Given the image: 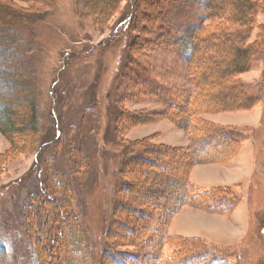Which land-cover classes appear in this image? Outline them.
<instances>
[{"label":"rangeland","instance_id":"1","mask_svg":"<svg viewBox=\"0 0 264 264\" xmlns=\"http://www.w3.org/2000/svg\"><path fill=\"white\" fill-rule=\"evenodd\" d=\"M85 1L56 0L50 15L27 33L34 43L23 54L21 68L35 84L44 111L43 139L38 153L9 152L10 143L0 131V155L9 152L0 170L4 264L34 263L33 250L45 243L47 235L37 229L52 227L48 211L54 200L63 205L66 200L65 228L70 224L84 231L80 242H72L70 253L64 251L66 245L60 248L62 243L52 248L50 257L57 264H97L104 239L113 241L104 238L110 215L111 230L121 240L116 250L128 264H151L153 256L154 260L157 255L171 256L176 250L175 238L170 237L176 235L216 246L230 264H264V0L247 41L255 55L249 71L240 77L249 108L203 115L204 120L228 128L230 141L244 145L242 156L229 164L195 163L190 169L186 164L190 155L187 161L180 149L173 155L155 154L158 158L151 154L149 160L155 164L129 162L128 174L123 167L130 158L122 139L171 150L191 145L187 132L169 119L166 100L169 91L180 94L189 86L186 53L177 42L173 45V37L191 36L208 22L205 0H123L118 12L100 27L88 16ZM14 2L25 8L32 5ZM221 21L215 28L232 29L228 20ZM214 50L211 57L224 55L222 49ZM212 147L203 143L205 151ZM215 164H231V174L242 180L228 185L234 196H227L238 198L232 211L203 210L193 204L191 195L188 204L168 214L160 203L176 186L172 179L190 169V181L208 189L194 182L192 175L196 167ZM206 172L207 178L217 177ZM41 183L54 192L50 196L41 192ZM115 201L124 207H116ZM151 202L159 207L152 208ZM145 210L152 212L150 221L141 217ZM159 216L167 229L155 220L161 222ZM165 234L169 242L159 249Z\"/></svg>","mask_w":264,"mask_h":264},{"label":"trees","instance_id":"2","mask_svg":"<svg viewBox=\"0 0 264 264\" xmlns=\"http://www.w3.org/2000/svg\"><path fill=\"white\" fill-rule=\"evenodd\" d=\"M14 1L16 0H0V131L10 143L11 151L9 150V152L21 153L29 150L38 153L42 146L41 120L44 117V111L38 104L34 91L35 84L27 79L25 70L21 68V60L23 54L34 43V38L27 33H31L30 31L39 22L50 15L52 5L56 0H17L23 3L32 2L31 7L28 8L18 6ZM122 1L86 0L84 6L88 16L94 18L97 22L96 26L100 27V24L108 21L112 15L118 12ZM260 2V0H205L203 5L208 22L199 25L191 36L186 38L173 37L175 38L172 41L173 45L177 42L181 51L186 53V63L189 67V86L180 94L169 91L166 102L169 105L168 110L171 111L169 119L187 132L191 145L185 148L186 150L184 148L171 150L169 147L151 144L144 140L125 142L122 139L126 147V157L130 158L124 163L123 172L126 174L131 172L132 168L129 166V162L141 160L153 163L149 159L152 156L158 158V156H154L155 154L173 155L180 149L186 160L190 155V159L186 163L190 169L195 163L229 164L235 159L242 148L241 143L230 141L232 139L227 127L214 125L206 119L204 120L203 115L204 113L249 108V97L244 92V85L240 81V77L249 71L255 55L252 50L253 44H247V41L257 24L256 14L261 10ZM131 12L134 20V8ZM221 20H228L232 24V29L215 28V23L222 22ZM213 49L216 52L218 49H222L224 55L211 57ZM133 119L134 117L131 118V120ZM203 143L212 145L211 151L203 150ZM7 154L0 155V170L6 161ZM189 171L185 169L182 176H175L172 179L173 185L176 186L164 201L166 204L160 203L163 207L166 206V210L169 211L168 214H174L181 206L188 204L191 195L194 196L193 204L203 210L220 211L224 214L232 211L231 209L236 205L238 198L233 197L234 200H232L231 197L234 196V193L229 186L203 189L190 181ZM39 187L41 192L45 191L43 193L46 195H49L51 191L54 192L47 184L41 183ZM133 198L135 201L138 200L137 197ZM121 201H115L116 207H124ZM65 202L64 205L59 201L53 203L54 208L49 209L48 216L51 218L49 225L53 224L50 229L48 228L49 230L38 227V232L43 230L47 232V235L45 243L42 246H35L33 250V264H57V262H52L51 258L52 248L57 247V243H62L60 248L66 245L64 251L70 253V248L73 250L72 242H80V234H82L81 232L84 233L82 228L78 230L77 226L75 228L70 224L68 230L65 228L67 225L64 217ZM151 205H153L152 208L159 207L157 203L151 202ZM68 212H70L69 217L73 218L71 209H68ZM113 213L114 211L111 212L112 215ZM151 213L146 210L141 211V217L150 221ZM134 214H138V211H135ZM110 219L112 220L111 226L109 231L104 233V238H113V241L104 239L105 246L100 252L101 259L97 260V264H104L106 261L108 264H128L116 250V243L121 240H118L117 235L119 234L111 230L113 226L111 215ZM110 219L109 221H111ZM155 220L164 225L163 219L161 222ZM120 221L115 222L119 224ZM74 223L76 224V222ZM22 225L27 230L23 221ZM164 226L167 229L168 225ZM125 229H127L126 226ZM40 234L42 233H38L39 236ZM166 236L165 234L164 238L159 240V249L161 244L169 242V238ZM170 238H175L173 240L175 253L171 256L157 255L155 260L153 256L150 260L155 263L150 262L151 264H174V261L176 264H230L219 248L204 242L201 238L190 239L178 235ZM5 258L6 250L2 247L0 249V264L5 263Z\"/></svg>","mask_w":264,"mask_h":264},{"label":"crops","instance_id":"3","mask_svg":"<svg viewBox=\"0 0 264 264\" xmlns=\"http://www.w3.org/2000/svg\"><path fill=\"white\" fill-rule=\"evenodd\" d=\"M255 122H256V120H255ZM243 148H244V145H242V148H241L239 154L235 157L234 161L242 156ZM231 164L226 165V166L215 164L212 166L208 165V167H205L204 165L196 167L195 168L196 171L194 170V173L192 175L193 176L192 179L194 180V182L198 183V185H200L202 187H206V188H210L213 186H228L234 182L242 181L241 178H238L239 175L231 174L232 171L230 169H228L229 166H231ZM214 166H218V167H214ZM207 168H212V169H207ZM206 170H209V172H211V173H216L217 177L216 178L205 177L204 172ZM211 170H213V171H211ZM209 172H206V176L209 174Z\"/></svg>","mask_w":264,"mask_h":264}]
</instances>
